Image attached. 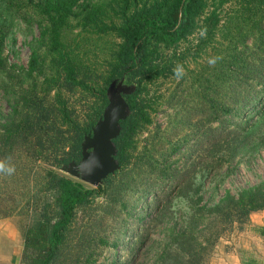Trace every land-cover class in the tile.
I'll return each instance as SVG.
<instances>
[{
  "label": "trees",
  "instance_id": "16d2710c",
  "mask_svg": "<svg viewBox=\"0 0 264 264\" xmlns=\"http://www.w3.org/2000/svg\"><path fill=\"white\" fill-rule=\"evenodd\" d=\"M17 25L38 30L26 66L4 55ZM122 81L119 167L93 187L61 170ZM0 92V219L28 218L20 264H209L264 210V180L212 203L196 182L264 148V0H0ZM253 229L264 242V221Z\"/></svg>",
  "mask_w": 264,
  "mask_h": 264
},
{
  "label": "rangeland",
  "instance_id": "374dc122",
  "mask_svg": "<svg viewBox=\"0 0 264 264\" xmlns=\"http://www.w3.org/2000/svg\"><path fill=\"white\" fill-rule=\"evenodd\" d=\"M36 36H38L36 27L31 30L24 27V25H17L14 30V40H9L4 49V55L7 57L8 63L26 66L30 55L29 42ZM71 36L73 38L74 34H69V37ZM196 36L197 34L191 37V40H194ZM92 53L93 55L95 53L93 48ZM193 66L191 62L190 68ZM177 80L178 78L160 81L152 86L151 92L156 94L166 93L174 88ZM129 86L127 83L124 84L123 81L116 83L113 89L110 90L111 97L113 96L116 99L118 95L123 96ZM71 101L82 112L84 97L79 90L72 94ZM8 109V103L0 92V116L5 114ZM170 113L171 110L166 106L159 109L153 115V124L149 126V129H153L155 125L164 126ZM146 134L145 132L140 135V139L143 140ZM227 164L219 170L209 172L203 170L198 174L196 182L202 185L203 202L212 203L221 197L226 190L236 194L241 189L256 185L264 180V148L254 156L237 157L230 165ZM61 171L72 176L68 168H63ZM74 178L81 180L80 176ZM263 221L264 211L252 212L249 222L244 224L242 228L236 224L233 229L226 231L215 246L209 264H242L240 261L241 249L247 251L246 255H250V252L258 261L263 262L264 242L253 229L256 225H259V222ZM28 222V218L23 216H10L0 219V264H20L19 255L22 248L23 229ZM149 258L150 255L143 256L137 264H149Z\"/></svg>",
  "mask_w": 264,
  "mask_h": 264
},
{
  "label": "water",
  "instance_id": "95a60500",
  "mask_svg": "<svg viewBox=\"0 0 264 264\" xmlns=\"http://www.w3.org/2000/svg\"><path fill=\"white\" fill-rule=\"evenodd\" d=\"M128 113L129 108L124 97L118 95L115 99L110 95L102 118L93 126L91 133L84 137L80 162L72 163L68 167L72 176H80L83 182L96 187L108 174L118 169L113 139L119 133L120 120L125 119Z\"/></svg>",
  "mask_w": 264,
  "mask_h": 264
},
{
  "label": "clouds",
  "instance_id": "9594fccd",
  "mask_svg": "<svg viewBox=\"0 0 264 264\" xmlns=\"http://www.w3.org/2000/svg\"><path fill=\"white\" fill-rule=\"evenodd\" d=\"M210 63H214V61H211ZM0 171H7L9 173H11V169H5L4 166L2 164H0Z\"/></svg>",
  "mask_w": 264,
  "mask_h": 264
},
{
  "label": "crops",
  "instance_id": "0c3cea01",
  "mask_svg": "<svg viewBox=\"0 0 264 264\" xmlns=\"http://www.w3.org/2000/svg\"><path fill=\"white\" fill-rule=\"evenodd\" d=\"M264 211V210H263ZM262 222H259V224H261ZM19 257H20V255H19ZM19 263H20V261H19ZM237 264V263H236ZM260 264H264V261L263 262H261Z\"/></svg>",
  "mask_w": 264,
  "mask_h": 264
}]
</instances>
